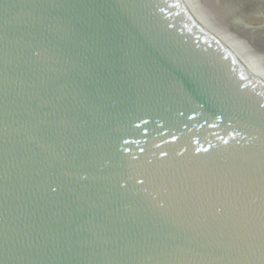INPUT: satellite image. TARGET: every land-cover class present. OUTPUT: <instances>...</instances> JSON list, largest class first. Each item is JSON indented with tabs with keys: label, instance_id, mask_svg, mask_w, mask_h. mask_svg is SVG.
Here are the masks:
<instances>
[{
	"label": "water",
	"instance_id": "water-1",
	"mask_svg": "<svg viewBox=\"0 0 264 264\" xmlns=\"http://www.w3.org/2000/svg\"><path fill=\"white\" fill-rule=\"evenodd\" d=\"M0 264H264V0H0Z\"/></svg>",
	"mask_w": 264,
	"mask_h": 264
}]
</instances>
